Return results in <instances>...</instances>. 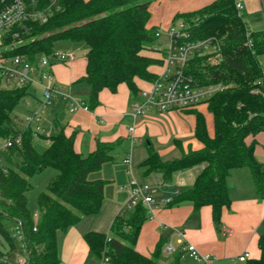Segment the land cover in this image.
Instances as JSON below:
<instances>
[{
  "label": "trees",
  "instance_id": "16d2710c",
  "mask_svg": "<svg viewBox=\"0 0 264 264\" xmlns=\"http://www.w3.org/2000/svg\"><path fill=\"white\" fill-rule=\"evenodd\" d=\"M16 0H0V12ZM30 10H53L47 23L27 21V30L15 26L22 43L4 52L5 56L24 55L34 61L39 55H52L58 41L83 42L88 48L86 75L79 80L89 89L87 105H99L104 88L115 92L121 83L137 91L136 78L157 79L151 66L158 60L144 51L157 40L156 29L149 28L154 0H23ZM190 24L192 39L217 36L222 40V60L209 62L207 56L195 55L186 67L201 85L222 84L224 89L207 101L213 116L214 133L209 134L205 114L186 110L195 117V138L200 149L189 148L181 157L163 161L147 142L148 157L143 163L147 172L161 173L170 182L173 174L203 166L192 188L182 191L170 202H192L194 210L211 206L213 219L221 224L223 209L231 204L230 179L236 171H247L259 196H264V170L255 156V143L247 138L264 131V35L250 32L236 7L235 0H216L193 12L178 13L173 21ZM249 41L251 44H249ZM12 44V35L3 39V47ZM0 80V138L22 134V145L2 151L0 162V233L14 248L5 223L22 224L28 252V264H59L57 235L66 232L84 216L100 211L104 197V179H91L106 163L117 143L98 142L94 151L84 156L75 149V137L67 135L58 118L53 121L52 143L42 145L33 138L30 128L20 129L15 109L23 98L34 95L29 87L6 89ZM63 103V102H62ZM64 105V103H63ZM65 106V105H64ZM56 175L38 198L40 216L35 226L29 208L31 179L47 168ZM148 208L139 202L128 213L115 217L108 234L95 231L84 235L90 250L109 264H162L163 243L152 255H144L137 242ZM36 227V230H35ZM260 258L249 264H264V233L259 237ZM183 253H176L172 264H180ZM0 250V264H10Z\"/></svg>",
  "mask_w": 264,
  "mask_h": 264
},
{
  "label": "crops",
  "instance_id": "0c3cea01",
  "mask_svg": "<svg viewBox=\"0 0 264 264\" xmlns=\"http://www.w3.org/2000/svg\"><path fill=\"white\" fill-rule=\"evenodd\" d=\"M214 1L154 0L150 7L148 27L162 30L154 45L160 48L167 45L169 37L166 30L176 14L197 11ZM235 1L243 6L241 15L248 30L264 35V0ZM63 43L55 44V49L71 50L76 54V59L70 64L53 62L57 83L66 92L85 101L88 96H84V93L89 95L90 89L79 80L86 75L89 48L83 42ZM144 54L159 61L150 68L153 73L159 74L162 71L160 52L145 50ZM261 60L264 64V56ZM135 82V93L126 83H121L115 92L104 88L99 95V105L93 110L71 112L61 101H55L47 111L49 121L58 118L67 135H76L75 149L84 156L94 151L98 142L117 143L111 152L112 156L116 153V157L113 156L115 161L106 163L100 171L91 175V179L108 181L100 211L84 216L66 232L57 235L59 264H101V259L90 250L84 235L91 231L108 234L115 217L123 212L128 213L130 193L127 188L120 187L129 186L133 181L148 184L154 189L153 214L145 221L136 245L140 253L150 256L158 244L165 245L170 241L180 249L178 232H183L188 242L201 253L212 255L213 260L210 263L200 262L184 254L180 264H249L259 259L261 251L258 241L264 233V196L256 193L247 171H236L230 179L232 201L223 209L220 226L214 222L211 206H203L196 211L189 201L170 204L179 193L192 188L197 175L190 176L191 168L183 170L181 174L180 171L175 172L170 182L164 181L161 173L147 172V167L143 165L148 157L147 142L163 161L179 158L189 148L197 150L202 145L195 138V117L186 111L153 110L134 121L130 115L133 103L142 101L145 91L151 88L149 81L136 78ZM33 92L36 98L41 97L39 89ZM194 109L203 114V109L208 112L207 104ZM24 112H28L26 106ZM15 116L21 117L18 113ZM132 125L135 126L136 141L129 134ZM208 131L213 135L214 123L213 131L210 126ZM252 142L255 143L256 159L264 170V131L249 136L247 143ZM126 158L128 162H125ZM51 175L55 176L56 171ZM180 178L183 184L179 182ZM224 228L230 229L231 235H225ZM245 252H249L250 257L240 261ZM161 258L162 264H172L174 261V256H167L163 252Z\"/></svg>",
  "mask_w": 264,
  "mask_h": 264
},
{
  "label": "built area",
  "instance_id": "2783aa9c",
  "mask_svg": "<svg viewBox=\"0 0 264 264\" xmlns=\"http://www.w3.org/2000/svg\"><path fill=\"white\" fill-rule=\"evenodd\" d=\"M58 0H53L56 5ZM236 7L241 13L242 4L236 3ZM53 10L48 8L44 11L30 10L23 0L6 6L0 12V46L4 52L18 46L22 43V36L19 31H12L15 26H21L24 31L27 30L26 22L32 21L37 23H47ZM11 33L13 43L9 47H3V39ZM162 30L156 31L157 38L161 35ZM169 37L167 45L156 47L154 44L148 48V51L160 52L162 62V71L157 74V79L151 82V88L144 93V99L133 103L130 115L136 121L141 115L150 111L165 112L170 110H190L198 105L206 104L217 92L224 89L222 84L201 85L192 75L186 73V67L195 55L207 56L209 62L218 64L222 60V40L217 36H211L204 39H192L190 24L183 20L173 21L166 30ZM249 44L251 42L249 41ZM76 59V54L67 49H55L52 55H39L34 61L24 55L5 56L0 53V80L3 88L14 89L29 87L39 89L41 97L35 95L26 97L24 104L28 112L23 117H15V122L20 129L30 128L35 141H41L46 146L52 143L51 135L53 133V122L46 117L49 107L55 101H61L69 111L90 110L86 100L79 99L66 92L56 80L54 73V61L63 64H70ZM264 83V75L258 81ZM135 126L129 127V134L133 141ZM22 134L0 138V152L9 150L12 147L22 145ZM129 160L126 158L125 162ZM203 166H196L190 169V176L198 175ZM182 171L179 172L181 174ZM179 182L183 184V179ZM129 190V202L127 210H132L139 203H143L152 216L154 210V200L152 193L153 187L148 184L133 181L129 186L120 187ZM124 213V212H123ZM38 216L34 217L35 226L37 225ZM17 234L21 240V251L17 254L16 264H28V252L24 241L22 224L16 223ZM36 230V227H35ZM225 235H231V230L223 229ZM178 242L181 244L180 249L172 242L163 246V253L167 256H174L180 252L188 254L197 261L210 263L213 256L203 254L196 246L187 241L183 232H178ZM182 255V256H183ZM250 257L249 252L243 253L239 258L240 261H246ZM101 264H109L107 257L101 259Z\"/></svg>",
  "mask_w": 264,
  "mask_h": 264
},
{
  "label": "rangeland",
  "instance_id": "374dc122",
  "mask_svg": "<svg viewBox=\"0 0 264 264\" xmlns=\"http://www.w3.org/2000/svg\"><path fill=\"white\" fill-rule=\"evenodd\" d=\"M59 42H64L63 44H65V42H67V41H58V42H56V44ZM68 42H70V41H68ZM1 51H2V47L0 46V53H1ZM84 94H85L84 96H86V97L88 96L87 92H85ZM193 109H190V110H193ZM24 110H25V104H24V98H23L21 100V102L19 103V105L16 107L15 113H18L21 117H23L25 115ZM203 110H204V113L206 115L208 127L210 126V130L212 132L213 131L212 115L210 113H208L207 110H205V109H203ZM39 142L42 145L46 146L43 142H41V141H39ZM113 156L116 157V153H115V155L113 154ZM0 162L5 163V161L3 160V155L1 152H0ZM112 165H115V164H112ZM55 171L56 170L54 168L49 167V168L45 169L42 173L35 175L31 179L33 188L29 192L28 197H29V208H30L34 217L36 215L40 216L38 198H39V195L41 194V192L46 190V187H47L49 181L52 179V176H53V175H51V173H54ZM5 228L10 232V238L13 242L14 248L11 249V246H10L9 242L7 241V239L4 237V235L2 233H0V250H2L6 254V256L8 257L7 259L9 260L10 264H16L17 254L20 253V251H21L20 236L17 234L16 224L7 222V223H5Z\"/></svg>",
  "mask_w": 264,
  "mask_h": 264
}]
</instances>
